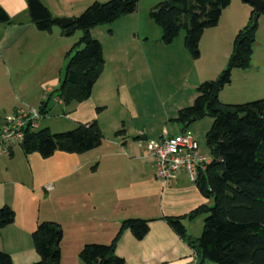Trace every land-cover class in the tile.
<instances>
[{
    "label": "crops",
    "instance_id": "crops-1",
    "mask_svg": "<svg viewBox=\"0 0 264 264\" xmlns=\"http://www.w3.org/2000/svg\"><path fill=\"white\" fill-rule=\"evenodd\" d=\"M40 1L53 18H72L91 3L107 0ZM140 1L134 12L112 23L110 33L105 32V26L90 29L91 36L101 44L105 61L90 96L68 105L53 97L47 102L45 115L56 109L54 117L65 122L60 126L74 127L77 123L95 120L103 136L101 144L84 153L54 151L46 158L36 152L24 154L21 148L15 151V146L9 155L0 157V207L7 204L14 212L13 221L0 229V250L8 253L14 264L38 261L31 233L40 221L54 222L61 227L59 264H84L78 257L84 244L109 243L121 222L134 218L148 220V231L141 239L134 238L128 229L122 231L115 253L124 264H188L193 259L190 247L163 217L184 216L203 203L210 204L211 200L202 196L185 172L167 183L156 179L153 161L147 154L163 131L173 135L187 129L177 124L171 133L166 126L149 131L142 124L144 128L131 135L133 125L120 117L111 120L104 117L103 94L107 89L102 88L101 81L106 70V46L109 59L116 61L120 69L121 61L128 62L130 58L126 46L131 40L142 47L149 38L146 32L140 31ZM232 1L235 0H230V4ZM157 3L148 5V13ZM0 6L10 19L9 24L0 23L1 122L18 107L37 106L43 93L48 95L58 88L60 64L76 41L68 40V34L56 23L50 32L36 29L29 19L26 0H0ZM229 6L222 10L217 25L224 17V32L232 43L235 33L247 23L250 12L242 6L240 12L234 13L228 10ZM156 31L161 36V30L156 28ZM103 34L107 45L99 37ZM228 57L227 53L222 56L219 70L225 67ZM122 101L133 116L131 119L137 118L128 93L122 96ZM44 127L53 132L49 123ZM120 129L123 131L116 135ZM200 218L183 219L186 233L194 238L202 230Z\"/></svg>",
    "mask_w": 264,
    "mask_h": 264
},
{
    "label": "trees",
    "instance_id": "trees-1",
    "mask_svg": "<svg viewBox=\"0 0 264 264\" xmlns=\"http://www.w3.org/2000/svg\"><path fill=\"white\" fill-rule=\"evenodd\" d=\"M138 0L93 2L62 32L81 35L65 53V67L58 88L40 100L41 118L47 102L57 96L63 104L79 103L90 96L93 84L104 66L102 47L90 29L108 24L121 15L136 10ZM230 0H163L149 10V18L161 30V42L169 44L184 30L183 43L193 58L198 57V43L204 29L216 25ZM26 10L36 29L50 32L53 17L40 0H26ZM264 10V9H263ZM251 11L247 23L234 36L233 49L218 76L200 83L192 104L177 110L175 121L182 125L192 117L208 115L211 125L205 133L207 151L212 160L199 171L195 185L210 204L203 203L184 216L163 217L168 226L192 250L194 264H264V98L240 104H224L218 93L230 82L233 68L250 65L256 22ZM0 23L10 19L0 6ZM99 109V108H97ZM123 130H117L120 134ZM103 136L95 120L77 123L72 129L53 133L48 127L27 129L20 148L24 154L36 152L46 158L54 151L84 153L98 147ZM202 217L198 237L188 235L183 219ZM12 208L0 207V229L13 221ZM141 239L148 231V220L125 219L113 239L105 243H86L78 252L84 264H124L115 253V244L123 230ZM62 230L59 224L40 221L31 233L38 261L28 264H59ZM0 264H14L10 255L0 250Z\"/></svg>",
    "mask_w": 264,
    "mask_h": 264
},
{
    "label": "rangeland",
    "instance_id": "rangeland-1",
    "mask_svg": "<svg viewBox=\"0 0 264 264\" xmlns=\"http://www.w3.org/2000/svg\"><path fill=\"white\" fill-rule=\"evenodd\" d=\"M158 1L160 0L140 1L142 17L140 31L146 32L149 38L145 42L142 40V47L136 41L131 40L126 46L130 50V58H128V62L121 61L120 69L116 61L109 59L106 46V70L101 81L102 88L107 89L103 94L104 117L111 120L116 116L125 123H130L133 125L129 132L131 135L144 128L145 125L148 126L149 131H156L160 127L166 126L168 133L173 132L177 124L181 125L174 120L177 110L192 104L197 94L196 88L200 83L218 76L222 70H219L218 63L225 53L229 56L233 49V40L232 43H229L228 34L226 35L224 32V17H222L220 25H217V21L218 27L214 25L204 29L198 43L199 55L196 58H193L184 46L183 29L171 43L163 44L161 36L158 37L156 31V28L157 30L160 28L148 17L147 10L150 3L155 4ZM229 5L228 10H233L234 13L240 12L242 6L248 10V13L254 10L251 4L240 0L232 1ZM253 16L256 30L252 43L250 65L247 68L232 69L230 82L225 84L218 93L219 101L224 104H240L264 98V10L256 18ZM114 21L97 26H105V32L110 33ZM80 35L81 31L74 29L66 38L76 41ZM105 36L103 34L99 37L104 45H107L103 38ZM223 60L225 59L223 58ZM65 63L66 59L64 58L60 64V77H62ZM125 93L130 95L138 113L137 118L131 119L133 116L129 115L126 106L123 105L122 96ZM50 106L52 107L51 103ZM54 116H56V109H51L50 114L38 120V126L41 128L49 123L53 133L73 128V126H60L65 122ZM211 122L212 118L204 115L195 119L191 118L182 125L194 136L202 152L207 151L205 133ZM19 149V146L15 147V151ZM202 219L200 218V220ZM205 264L215 263L206 261Z\"/></svg>",
    "mask_w": 264,
    "mask_h": 264
},
{
    "label": "built area",
    "instance_id": "built-area-1",
    "mask_svg": "<svg viewBox=\"0 0 264 264\" xmlns=\"http://www.w3.org/2000/svg\"><path fill=\"white\" fill-rule=\"evenodd\" d=\"M53 98L59 100L57 96ZM46 99L47 94L43 93L41 100ZM40 118L38 106L28 105L5 115L0 122V157L9 155L13 147L20 146L25 131L37 129ZM147 154L153 161L155 178L166 183L181 172H185L189 181L195 183L199 171L212 160L208 151H200L196 139L187 130L173 135H167L163 131L159 141L151 144ZM188 264H194V260H190Z\"/></svg>",
    "mask_w": 264,
    "mask_h": 264
},
{
    "label": "water",
    "instance_id": "water-1",
    "mask_svg": "<svg viewBox=\"0 0 264 264\" xmlns=\"http://www.w3.org/2000/svg\"><path fill=\"white\" fill-rule=\"evenodd\" d=\"M244 2H247L251 4L254 8V18L257 17V15L264 9V3L262 0H243ZM53 22L59 25L62 28H67L72 23V18H66V17H55L53 18ZM68 34V32H66ZM192 119H195V117H192Z\"/></svg>",
    "mask_w": 264,
    "mask_h": 264
}]
</instances>
